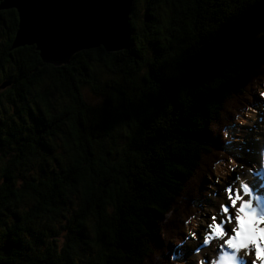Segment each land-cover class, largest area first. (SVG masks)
Returning a JSON list of instances; mask_svg holds the SVG:
<instances>
[{
    "label": "trees",
    "instance_id": "obj_1",
    "mask_svg": "<svg viewBox=\"0 0 264 264\" xmlns=\"http://www.w3.org/2000/svg\"><path fill=\"white\" fill-rule=\"evenodd\" d=\"M129 29L54 67L0 12V264H182L264 87V0H136Z\"/></svg>",
    "mask_w": 264,
    "mask_h": 264
},
{
    "label": "water",
    "instance_id": "obj_2",
    "mask_svg": "<svg viewBox=\"0 0 264 264\" xmlns=\"http://www.w3.org/2000/svg\"><path fill=\"white\" fill-rule=\"evenodd\" d=\"M135 1L2 0L0 12L15 10L18 14L13 49L35 46L45 64L61 67L83 51L103 48L117 53L129 49Z\"/></svg>",
    "mask_w": 264,
    "mask_h": 264
},
{
    "label": "rangeland",
    "instance_id": "obj_3",
    "mask_svg": "<svg viewBox=\"0 0 264 264\" xmlns=\"http://www.w3.org/2000/svg\"><path fill=\"white\" fill-rule=\"evenodd\" d=\"M144 4V0H143ZM137 19L139 27L144 25V5L137 3ZM163 13V12H162ZM3 86V85H2ZM7 87H0V96L5 92ZM263 94V95H262ZM256 103L250 112H247L244 125L239 128L238 142H241L240 157L231 159V165L214 171L213 181L209 183L206 201L199 213L195 216V223L192 229L200 232L203 240L199 238H189L186 243L185 257L182 264H220L222 252L219 250L222 237L219 232L210 227L213 221H209V215L219 216L218 206L223 203L225 194L231 190L233 196L239 191L243 200L248 203L249 211H252L258 217H264V87L260 94H256ZM85 97L91 102L95 97L87 89ZM0 116L9 115L15 107L8 103L6 99L0 97ZM93 102V103H94ZM219 181L220 183H217ZM228 187L225 188L224 185ZM251 190L247 195L245 188ZM202 226L207 230L201 232ZM231 251V250H230ZM252 249H240L235 251V264H248L254 256L250 255ZM181 264V263H180ZM259 264H264L260 261Z\"/></svg>",
    "mask_w": 264,
    "mask_h": 264
},
{
    "label": "snow or ice",
    "instance_id": "obj_4",
    "mask_svg": "<svg viewBox=\"0 0 264 264\" xmlns=\"http://www.w3.org/2000/svg\"><path fill=\"white\" fill-rule=\"evenodd\" d=\"M224 187L227 188L228 185L225 184ZM244 191L247 195L251 194L247 187ZM248 209L249 205L239 191L233 196L229 190L223 203L218 206L217 211L220 215H209V221L214 222L210 227L217 230L222 237L219 245L222 252L220 264H235V251L242 248L252 249L250 255L254 256V259L248 264H259L260 261H264V217H258ZM205 230L206 227L202 226L201 232ZM193 238L203 240L200 232L193 233Z\"/></svg>",
    "mask_w": 264,
    "mask_h": 264
}]
</instances>
